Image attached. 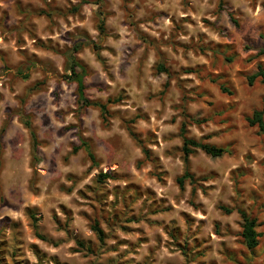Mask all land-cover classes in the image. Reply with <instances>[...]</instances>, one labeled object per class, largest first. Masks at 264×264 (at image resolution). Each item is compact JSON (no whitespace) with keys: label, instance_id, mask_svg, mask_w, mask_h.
<instances>
[{"label":"clouds","instance_id":"9594fccd","mask_svg":"<svg viewBox=\"0 0 264 264\" xmlns=\"http://www.w3.org/2000/svg\"><path fill=\"white\" fill-rule=\"evenodd\" d=\"M17 2L26 9L23 15L14 9ZM29 2L41 9L51 6L53 14L50 18L32 14L27 11ZM220 3L221 0H0V17L5 12L11 17L7 29L0 20V50L7 53L6 59L0 60V196L19 204L21 209L29 203L39 204L43 214L38 221L39 231L55 235L62 233L55 229L52 213L59 216L61 205L65 210L72 209L66 221L61 218V227L90 239L100 249L103 255L96 264L116 257L117 253L109 249L117 240L132 242L126 252L128 245L119 246L127 264H168L172 245L167 242L165 229L173 228L183 234L182 242L187 243L189 251H195L194 239L206 242L207 247L186 262L179 252H174L172 264H228L224 260L225 248L237 249L228 253L234 264H264V249H253V254L245 255L242 262V241L237 242L240 217L232 206L235 193L228 173L245 163L244 155L250 150L247 144L226 163L220 160L213 164L195 149L197 166L191 167L189 173L197 183L184 178L183 191L175 183L183 177L184 168L181 156L171 152L181 139L171 134H177L183 123L188 129L186 135L199 140L197 125L187 121L184 114L194 118L198 113L207 115L205 100L191 91L198 81L193 77L189 82L183 69L204 65L207 56L220 70L219 53L212 54L217 50L213 41L217 40L231 45L238 54L236 62L245 65L255 53L245 50L242 38L264 32V0H224L222 11ZM73 8L77 9L74 13ZM231 19L238 22L239 28L230 23ZM202 20L212 21L211 28L205 27ZM101 25L104 35L97 31ZM145 34L151 44L142 39ZM36 40L45 45L51 40L53 51H39V45L34 47ZM19 49L27 51L21 54ZM57 50L60 54L53 55ZM74 62L87 68L83 73L75 69L80 79L68 78ZM161 63L166 70L157 71ZM255 63L252 60L247 66ZM210 70L205 67L198 73L205 86ZM117 98H121L120 103L111 102ZM233 115L238 118L239 112ZM200 128L203 132L213 130L211 126ZM151 133H155V141L162 143L145 157L144 152L152 147ZM166 149L168 156L164 155ZM247 166L253 174L239 187L249 189L264 184V172L257 170L255 163ZM153 167L149 178L145 173ZM211 168H216L220 176L207 181L215 187L205 189L204 198L200 194L202 181ZM98 173L126 179L104 178L98 184ZM125 184L140 185L139 198L126 192ZM89 188L94 191L89 192ZM146 188L151 189L150 198L144 195ZM83 192L94 198L84 203ZM32 193L37 196L35 200L31 199ZM96 199L103 208L98 204L92 219L101 215L110 219L113 213L121 217L120 224L110 226L100 220V228L108 233L103 245L80 216L81 209L90 210L89 205ZM221 204L230 208V214L219 211ZM153 211L155 214H151ZM182 212L195 220L186 225ZM130 215L140 218L130 227L142 229L146 243L138 240L137 232L121 231ZM214 221H219V235H214ZM24 249L27 252V242Z\"/></svg>","mask_w":264,"mask_h":264},{"label":"rangeland","instance_id":"374dc122","mask_svg":"<svg viewBox=\"0 0 264 264\" xmlns=\"http://www.w3.org/2000/svg\"><path fill=\"white\" fill-rule=\"evenodd\" d=\"M218 8L220 11L224 9V0H221ZM14 9L18 15H23L26 11V9L22 7L19 2L14 5ZM27 11L32 14L44 15L46 18H50L54 9L48 5H45V8L41 9L29 2L27 5ZM55 11L62 14L59 9H56ZM71 11L74 13L77 9L73 8ZM10 18L11 17L7 12L0 17V20L4 23L5 29L8 28L7 21ZM230 23L239 28V24L235 19H231ZM202 24H204L205 27L211 28L213 22L202 20ZM66 35L70 37L71 33H66ZM203 35H206V33L202 34V36ZM61 39H63V37H61ZM142 39L149 44L152 42L147 38L146 34L142 37ZM242 39L245 45V50L247 51L248 49H252L255 53L253 57L248 58L245 65H241L236 62L238 54L232 51L231 45H225L221 41L217 40L213 41V43L217 45V50L212 54L215 56L219 53L220 60L222 61L220 70H217L216 64L213 61H208L207 56H205L204 65H197L195 69L191 67L183 69L189 82H192L193 77H195V80L198 81V83H196V87L191 91L196 96L205 100L207 108V115L199 116L198 113V118H194L192 115L187 113L184 115L187 121L197 125V132L200 133L199 140L195 137L188 136L189 138L228 150V153L217 158L211 157L199 150L202 157L206 158L213 164L220 160H223L226 163L228 160L234 159L239 148L243 147L245 144L248 145L250 150L244 155L245 163L232 169L228 173L229 177H231V183L235 193L234 197H232V206L237 208V212L239 209L249 212L257 220L256 230L260 234V237L259 244L255 249H264V184H257L256 187L249 189L239 187L240 182H246L253 174V169L247 166L249 163H255L256 169L264 172V138H262L264 137V132H259L257 127H250L247 122V117L251 116L254 111L260 110L264 107V84L262 82V78H257L254 82H252V84L249 82V78L258 71L257 66L262 64L264 67V59H261L264 57V32H261L257 37H253L249 34ZM37 45H39V51L41 52L53 51L51 48V40L48 41L47 45H45L42 41L36 40L34 47ZM220 48H224L227 51L221 53L219 51ZM19 51L23 54L27 50L19 49ZM59 54V50L53 52V55ZM32 56L37 58V53L33 52ZM6 57L7 53L0 50V60H5ZM97 59H99V57H97ZM252 60H255L256 63L252 65V67H248L247 65L251 64ZM159 66L165 68L163 63ZM5 67H7L6 64ZM205 67L211 69L207 73L208 78L206 86L204 80L198 74ZM157 71H160L159 67L157 68ZM110 79L111 77H109V80ZM222 86L226 87L232 94L223 93L221 91ZM197 89H199V92L196 91ZM120 100L121 98H117L114 103H120ZM241 106H245L247 110H243ZM236 112H239L238 118L233 115V113ZM188 115L192 118H188ZM172 122L174 123L175 121L173 120ZM200 125H204L205 128L211 126L213 130L203 132ZM182 126H185L186 131L188 130L186 125L182 123L179 132L177 134H171L173 138L179 137L181 139L180 144L172 146L171 152L181 156L180 163L185 172L186 169L189 170L191 167L197 166V162L195 161L196 153H194L191 156L193 159L189 160L188 166L185 165L183 153L181 152L183 146V136L181 134ZM150 138L153 141L152 147L147 150L148 155L144 152L145 157H148L149 153L158 150L162 143V141H155V133H151ZM164 155H169V151L167 149L165 150ZM159 159V157H156V161H159ZM154 170V167L148 170L145 173L146 176L152 178V172ZM100 174L104 173H98V176ZM219 176L220 172L216 168H211L208 171L206 177L202 181L203 186L200 191L202 197L207 198L205 189L211 191L215 187L214 184H208L207 181H214ZM110 179H126V177L122 175H113ZM156 179L157 183H160L159 178L157 177ZM97 183L99 184L98 180ZM175 183L177 184L176 181ZM116 187L119 189V185H116ZM124 187L126 192L133 193L136 198H139L141 195L138 191L140 185L125 184ZM177 187L180 191H183L178 184ZM92 191L94 190L89 188V192ZM89 192L82 193V201L84 203H87L89 200L94 198L89 196ZM150 193L151 189L146 188L144 195H148L150 198ZM194 194L195 190H193V195ZM36 198V194L32 193L31 199L35 200ZM237 200H239V204H237ZM153 203L155 204V201H153ZM98 204L101 208H103V204L100 199H96L95 204L89 205L90 210L82 208L80 211V216L85 222V226H90L89 230L94 232L92 230V226L96 223L100 225L101 219H103L105 224L108 226L112 224H120L121 217L117 213H113L110 219L104 217L103 215H101L99 219H92V217L95 216L96 206ZM189 206L191 207L192 205L190 204ZM223 206L224 205L222 204L220 205V207ZM59 207V216L53 212L51 220L55 229L61 232L62 235H55L53 233L39 231L38 221L43 217L39 204L29 203L21 209L19 204L12 203L9 199L0 196V264H96V261L99 260L103 253H101L99 248L94 246L90 239H82L61 227V218L66 221L72 209L65 210L63 205ZM220 207L219 211L223 214H227L221 210ZM151 214H155V211ZM238 215L240 217L239 212ZM181 216L184 218V223L186 225L191 220H195V217L191 216L187 212H182ZM139 219L140 218L135 215L128 216L121 226V231L129 234L137 232L140 234L138 236V240L142 243H146L147 238L142 234L143 230L130 227L132 224L139 223ZM203 223L204 221L201 220V224ZM214 223L216 225V232H214V235H219V221H214ZM237 223L238 228L240 229V241L237 242L241 243L242 241L239 251L241 252L240 259L243 262L245 255H252L253 250L247 249L241 237V218ZM149 227H151V225H149ZM82 235L83 234L81 233L80 236ZM182 235L183 234L180 233L178 229L173 228L171 231L165 229L167 242L172 245V250L168 252V264H172L174 260V252H179L180 257H182L183 261L186 262L189 256L202 254L204 248L207 247L206 242L198 243L197 240L194 239L192 249L195 251H189L187 243L182 242ZM107 237L108 233H105L104 241ZM113 239L115 238L113 237ZM160 239L161 238L159 237L157 238V244H159ZM97 240H99L98 237ZM26 242L28 245L27 252H25L24 249V244ZM103 243L104 242L100 241L101 245H103ZM223 244L224 242L221 241L222 247ZM120 245H128V248L125 249L126 252L129 248H131L132 242L128 240H117L116 244L111 245L109 249L117 253L116 257H107L103 261V264H127V262L122 259L123 254L119 252ZM229 251L234 252L237 251V249H224V260L227 261L228 264H234V258L228 255Z\"/></svg>","mask_w":264,"mask_h":264},{"label":"trees","instance_id":"16d2710c","mask_svg":"<svg viewBox=\"0 0 264 264\" xmlns=\"http://www.w3.org/2000/svg\"><path fill=\"white\" fill-rule=\"evenodd\" d=\"M235 24H236V22H235ZM102 27H103L102 25L98 26V31L100 32V34H104V32L101 30ZM74 47H76V46H74ZM94 51H95V48H94ZM76 68H79L80 72H82V73L87 72L86 67L82 63L74 62L72 69L68 73L69 79H71V78L80 79V77L77 75V73L75 71ZM257 69H258V71L249 78V82L252 84V82H254V80L261 77L262 82L264 84V67H263V65L259 64L257 66ZM159 70L164 71L165 68L162 66H159ZM221 91L223 93H227L230 95L232 94L228 91V89L226 87H223V86L221 87ZM80 96H81V99H83V84L82 83H81V87H80ZM111 102L114 103L116 101H111ZM188 118L191 119L192 117L188 115ZM247 122H248V125L250 127H257L259 132H264V107L260 110L254 111L251 116L247 117ZM25 127H27V125H25ZM181 134L183 136V146H182L181 152L183 153V158H184V162H185L186 166H188V164H189L188 157H191L195 153V149H197V148L199 150L203 151L205 154H207L211 157H215V158L221 157L224 154L228 153V150H226L222 147H218V146L206 143V142L197 141L193 138H189L186 135L185 126H182ZM145 153L148 155V151H145ZM98 177H99L98 178L99 183H102V180L104 178H107V179L112 178V176H109L107 173L100 174ZM184 178L191 180L193 184L197 183L195 177L189 173V170L186 169L184 174H183V177L176 180L177 184L182 189H183ZM220 209L223 210L225 213L230 214V208L223 206V207H220ZM238 212L240 214V218H241V222H242V224H241V228H242L241 237H242L244 244L247 247V249L253 250L258 246L259 237H260V234L256 230L257 220L249 212H247L243 209H239ZM92 230L94 231V233L96 234L98 239L101 242H104L105 232L103 231V229L100 228V225L97 223L94 224L92 226Z\"/></svg>","mask_w":264,"mask_h":264}]
</instances>
